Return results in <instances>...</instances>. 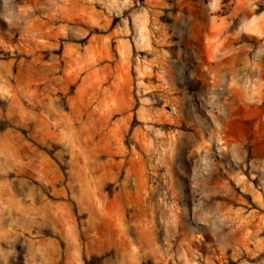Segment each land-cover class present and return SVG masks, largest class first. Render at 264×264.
Listing matches in <instances>:
<instances>
[{"label":"rangeland","instance_id":"obj_1","mask_svg":"<svg viewBox=\"0 0 264 264\" xmlns=\"http://www.w3.org/2000/svg\"><path fill=\"white\" fill-rule=\"evenodd\" d=\"M0 264H264V0H0Z\"/></svg>","mask_w":264,"mask_h":264}]
</instances>
